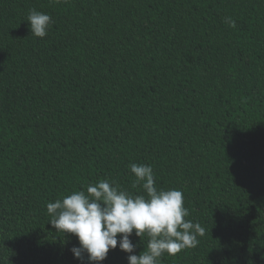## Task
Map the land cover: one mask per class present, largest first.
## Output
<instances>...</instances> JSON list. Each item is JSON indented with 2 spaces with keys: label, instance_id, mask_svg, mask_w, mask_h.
<instances>
[{
  "label": "trees",
  "instance_id": "16d2710c",
  "mask_svg": "<svg viewBox=\"0 0 264 264\" xmlns=\"http://www.w3.org/2000/svg\"><path fill=\"white\" fill-rule=\"evenodd\" d=\"M132 163L205 229L161 264H264V0H0V264H81L47 204Z\"/></svg>",
  "mask_w": 264,
  "mask_h": 264
},
{
  "label": "clouds",
  "instance_id": "9594fccd",
  "mask_svg": "<svg viewBox=\"0 0 264 264\" xmlns=\"http://www.w3.org/2000/svg\"><path fill=\"white\" fill-rule=\"evenodd\" d=\"M31 35L47 36L53 23L50 15L30 10L26 17ZM225 22L235 27L230 17ZM134 187L143 194L133 195L107 179L91 184L84 191H74L63 199L47 204L50 224L63 234H73L79 244L70 249L81 264H101L110 250L128 254V264H161L165 256H175L182 250L198 245V236L205 229L193 223L184 206L182 191L156 186L150 165L132 163ZM149 237L147 250L135 254L131 236Z\"/></svg>",
  "mask_w": 264,
  "mask_h": 264
}]
</instances>
